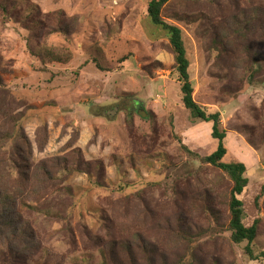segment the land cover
<instances>
[{
  "label": "rangeland",
  "instance_id": "obj_1",
  "mask_svg": "<svg viewBox=\"0 0 264 264\" xmlns=\"http://www.w3.org/2000/svg\"><path fill=\"white\" fill-rule=\"evenodd\" d=\"M0 1L14 7L0 11V264H264L230 241L232 183L201 161L211 123L182 105L150 0ZM161 16L182 31L194 101L220 114L223 161L245 166L258 256L264 0H172ZM44 50L63 61L32 54Z\"/></svg>",
  "mask_w": 264,
  "mask_h": 264
},
{
  "label": "trees",
  "instance_id": "obj_2",
  "mask_svg": "<svg viewBox=\"0 0 264 264\" xmlns=\"http://www.w3.org/2000/svg\"><path fill=\"white\" fill-rule=\"evenodd\" d=\"M172 0H150L147 4V18L151 25L159 30L168 41L170 51L173 55L174 69L178 74V81L180 82V92H181V102L183 107L189 111L191 117L195 120L211 123V136L216 141V150L210 155L203 157L201 159L202 163L209 164L211 167L219 169L229 178L232 183L231 190L229 191L228 197V212H229V222L227 229L230 232V241L234 244H241L246 242L245 253L252 260H258L260 257H264V252L260 253L258 256H254L251 250L252 244L257 237V231L259 226V220H255L253 224L249 227H245L242 223L243 211L242 202L238 199V196L242 193L243 189L246 187L248 180L245 178V166L240 162H229L223 161L226 156L227 150L223 144V140L226 136L225 130L221 126V119L219 112H208L206 108L198 105L193 99V84L189 76V60L186 53V47L184 44L181 29L168 23L162 19L161 13L165 6H167ZM14 7L10 6L9 3L0 1V11L7 15L8 12H12ZM239 28L243 30L244 33L247 32V28L250 25V21L246 19L238 20ZM60 33L67 35V31L59 29ZM223 44V41H220ZM214 50L217 51V45L219 42L217 39L213 40ZM32 54L40 57L41 59H47L48 61L58 62L63 61L62 58H58L52 52L44 50L43 52H33ZM261 60H256L252 63L250 70V80L248 83L252 82L253 74L256 73L255 70L259 68ZM254 69V70H253ZM246 87V84H245ZM129 107V113L127 114L126 122L131 124L132 111L142 108L143 106L139 103L135 106L134 100ZM131 101V102H132ZM130 102V103H131ZM183 264V263H179ZM186 264H191L187 262Z\"/></svg>",
  "mask_w": 264,
  "mask_h": 264
},
{
  "label": "water",
  "instance_id": "obj_3",
  "mask_svg": "<svg viewBox=\"0 0 264 264\" xmlns=\"http://www.w3.org/2000/svg\"><path fill=\"white\" fill-rule=\"evenodd\" d=\"M142 115L141 116H144V113L143 112H140Z\"/></svg>",
  "mask_w": 264,
  "mask_h": 264
}]
</instances>
